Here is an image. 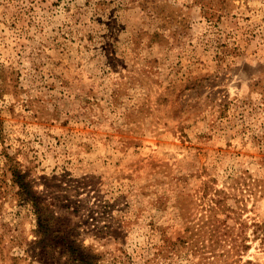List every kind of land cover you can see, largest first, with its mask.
<instances>
[{
    "label": "rangeland",
    "instance_id": "rangeland-1",
    "mask_svg": "<svg viewBox=\"0 0 264 264\" xmlns=\"http://www.w3.org/2000/svg\"><path fill=\"white\" fill-rule=\"evenodd\" d=\"M67 234L100 264H264V0H0V264H71Z\"/></svg>",
    "mask_w": 264,
    "mask_h": 264
},
{
    "label": "trees",
    "instance_id": "trees-1",
    "mask_svg": "<svg viewBox=\"0 0 264 264\" xmlns=\"http://www.w3.org/2000/svg\"><path fill=\"white\" fill-rule=\"evenodd\" d=\"M5 157L7 158V167L10 171L13 181L17 183L19 192L24 197V199L30 202L37 218L38 227L44 231L45 235L49 236L48 238L52 239L50 236L54 233V227L50 224V217L46 219L42 217L45 214L46 209L48 211H52L49 209V204L45 203L38 196L37 190L34 188L31 180H28L26 177V173L22 172L21 169L17 166V162H13L11 155L5 153ZM50 215H53L51 212ZM213 241L216 243H221V241H229L232 247L237 251L238 249H243L247 247V244L244 242L241 243V240L238 241V235L236 233L225 234L219 233L215 228L212 230ZM213 235V236H212ZM264 236V235H263ZM70 235L67 234L66 237L54 236L57 250H59L62 254L67 255L71 264H100L101 257L97 252L91 249V247L84 246L80 241L76 238H69ZM228 237V238H227Z\"/></svg>",
    "mask_w": 264,
    "mask_h": 264
}]
</instances>
